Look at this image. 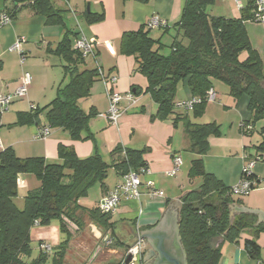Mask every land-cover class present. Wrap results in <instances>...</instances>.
<instances>
[{
  "label": "trees",
  "instance_id": "1",
  "mask_svg": "<svg viewBox=\"0 0 264 264\" xmlns=\"http://www.w3.org/2000/svg\"><path fill=\"white\" fill-rule=\"evenodd\" d=\"M136 1L146 3L148 0ZM216 1L184 0L179 21L173 25L175 36L166 54L162 39L151 38L146 25L137 31L124 33L120 39L121 54L133 57L135 71L147 81L145 89L135 87L131 92L135 96L147 94L157 105L152 119L167 121L173 117L174 127L181 121L190 141L187 150L197 156L191 161L188 178H200L201 183L183 194L179 204V236L186 264H220V243L236 242L245 230H251L253 234L250 240L244 242L245 252L251 259L259 260L261 249L256 240L264 231V226L254 225L253 217L230 219L229 207L239 200L231 194V187L224 186L214 175L205 171L201 157L209 150L208 138L220 136L219 126L215 123L192 124L187 115L177 114L174 107L177 87L185 82L191 99L201 100L193 107V117L198 118L207 105L205 95L211 88V81L217 80L228 87L232 98L248 97L251 120L247 125L254 126L256 122L264 120V56L260 57L252 47L244 26L247 21L253 22L252 2L248 0L239 11L238 18H226L211 16L206 12V8ZM3 2L11 6L3 11L11 20L26 9L33 15L44 17L47 25L65 27L62 11L55 8L53 0ZM84 17L89 25L103 20L101 14L85 13ZM65 29L55 50H47L48 54L59 59L63 73L54 100L43 108L36 107L35 110L20 113L14 125L39 126L40 117L44 116L46 127L61 129L72 140L80 141L81 133L87 130L88 122L96 112L93 109L88 113L82 111L79 100L89 97L93 84L99 80V73L95 63L88 66L79 51L72 49L69 36L76 35ZM167 32L165 30L163 35ZM255 151L252 157L258 156L262 161L264 141L255 147ZM57 154L61 164H49L42 157L19 158L10 147L0 150V264H46L48 253L40 250L35 259L29 262L25 259L30 258L28 242L32 228L48 226L53 221L58 222L65 238L52 249L51 264H68L72 239L83 229L84 217L104 232H111L115 239L114 246L122 245L114 234L112 214L100 212L97 206L83 208L78 201L86 198L89 190L96 185L105 191L109 169L123 177L131 171L146 168L144 150L117 146L110 153V163L103 161L97 153L80 159L72 148L62 145L58 146ZM22 174L35 176L40 186L23 197L19 208L15 199L18 176ZM249 179L255 180L257 187L253 174ZM69 224L75 226L73 232ZM128 247L124 248V252ZM100 254L101 250L97 251L94 247L88 260ZM72 264L87 263L82 260ZM112 264H121V261Z\"/></svg>",
  "mask_w": 264,
  "mask_h": 264
},
{
  "label": "crops",
  "instance_id": "2",
  "mask_svg": "<svg viewBox=\"0 0 264 264\" xmlns=\"http://www.w3.org/2000/svg\"><path fill=\"white\" fill-rule=\"evenodd\" d=\"M247 2L248 0H245L244 3L242 1L244 6ZM53 4L56 9L62 11L61 16L65 27L47 25L44 17L33 15L26 9L21 10L9 24L0 27V94L13 93L20 85L24 74L22 67L26 60L23 65L19 64L18 54L9 50L13 43L19 38L24 39L21 50L25 59L28 54L36 53L33 56L34 59L28 62L31 75L25 72L30 75L31 80L29 92L27 90L28 94L20 103L9 108L10 112H7V116L1 115L2 127L8 128L7 130L12 132L14 137H4L0 131L1 150L10 147L19 158L42 157L49 164L62 163L57 154L59 145L72 148L80 159L97 153L106 163L111 162L110 153L117 146L144 150L143 159L149 174L140 176L139 199L122 198L117 209L111 215V222L115 223L113 229L115 237L122 245L111 248L102 247V239L111 232H104L92 224L90 219L84 217L85 236L90 237L91 243L93 242L92 246L88 247V251L92 252L95 247L97 251L101 250V254L98 255L99 257L94 255L88 260L90 254L87 253L85 256L87 245L82 239L78 242L77 247L71 246L72 256L78 262L84 260L85 263L91 264V260L96 256L95 260H92L93 264H112L122 260L125 253L124 248L131 246L140 232L150 230L158 224L163 211L171 200H177L180 203L181 196L190 191L187 189L186 179L188 184L195 180H189L188 172L191 161L197 156L187 150L190 141L184 132L182 122H178L174 127L173 117L167 121L152 119L156 114L157 105L149 95L141 94L135 96L136 103L132 106L127 105L126 102L121 103L120 107L125 110L118 118L117 125H112L103 117L108 110V102L104 85L99 79L93 84L94 88L92 87L89 97L83 99L88 100L86 107L84 106V108L79 103L80 109L85 113H88L90 109L96 112V115L90 118L87 130L81 133L82 140H72L61 129H51L50 135L45 140L36 139L38 129L47 126L44 116L40 117L39 126H15L14 123L20 113L31 111V105L43 108L54 100L63 73L59 59L48 54L47 50H55L65 34V28L73 31L76 35L69 36L72 49L75 50L76 41L81 36L91 44L95 59L86 58V64L93 66L95 63L104 76L115 79V82L108 84L110 89L122 94L132 91V88L135 87L145 89L147 81L144 76L135 71L133 57L121 54V36L127 32L137 31L141 26H145L152 17H158L164 22L166 29L158 28L160 33L155 38H161L163 43H170L175 36L173 25L179 21L184 0H148L146 3H139L136 0H53ZM10 7L9 3L0 0V13L7 11L6 9ZM85 13L101 14L103 20L97 24L89 25L85 21ZM239 16L240 12L233 9L230 16L226 18H238ZM155 30L153 29V31ZM165 30L168 32L163 35ZM225 86L220 81H211V88L215 91L217 99L212 103H207L203 114L198 118L193 117V109L189 111L175 109L177 114L187 115L192 124L215 123L219 126L220 136L208 138L209 150L201 159L207 173L214 175L224 186L232 187L241 177L242 167L246 162L245 156L252 157L256 152L255 147L264 141V124L259 126L263 122L260 120L254 126L248 125L251 127L250 132L244 130L241 126L247 125V122L251 120V113L247 107L248 97L243 95L234 99L229 95L228 87ZM34 89L37 92L41 91V94H35ZM190 99L189 89L186 83L182 82V85L179 84L177 87L175 102ZM216 101H219V104L214 111L213 106L209 108V104L213 105ZM229 113L233 115H229ZM261 155L262 161L257 162L252 169L253 177L258 183L257 187L247 196L235 198L239 202L232 205L258 210L264 216V154ZM175 157L180 159L179 170L175 176H169L167 173L173 168ZM184 159L185 180L181 176V179L178 177ZM114 176L113 184L106 183L107 179L105 180L104 192L99 185L95 189L98 195L94 200V207L98 205L104 195L122 182V177L117 176L116 173ZM147 181H152L155 188L163 192V196L149 197L145 186ZM39 186L40 182L35 176L31 174L19 175L15 201L21 202L28 192ZM84 201H87V198L80 199L78 204L83 208L91 209L84 205ZM230 213L229 207V216ZM239 216L253 217L255 226H264L263 220L258 222L257 214L235 213L230 216V219L233 220ZM136 235L138 236L136 237ZM252 236L251 230H245L234 243L219 242L221 244L220 264H264V255L261 252L259 260L251 259L245 252L244 242L250 240ZM256 242L261 251L264 250V231L259 234ZM148 250L153 249L150 243L144 240L140 259L129 264H144L154 256L159 258L154 252L143 262V256L146 252L149 253Z\"/></svg>",
  "mask_w": 264,
  "mask_h": 264
},
{
  "label": "built area",
  "instance_id": "3",
  "mask_svg": "<svg viewBox=\"0 0 264 264\" xmlns=\"http://www.w3.org/2000/svg\"><path fill=\"white\" fill-rule=\"evenodd\" d=\"M235 5V9L240 11L244 8V4L242 0H231ZM252 2V21L257 24H264V0H250ZM11 22V18L8 14L2 12L0 13V27L7 25ZM165 24L158 17H152L146 24L147 29L152 30L156 28L164 27ZM24 42L23 38L17 39L13 45L10 47V51L16 52L19 56V64L23 65L25 61L24 53L21 50V44ZM75 49L79 51L83 58H94V54L92 51L91 44L83 37H79L76 41ZM96 65V64H95ZM97 67V65H96ZM99 73V79L104 85L105 96L108 102V110L103 115L112 125L116 126L118 118L122 114L125 109L120 107L122 102H126L127 105L132 106L136 103V97L131 92L128 91L126 93H119L117 91H113L109 88V83L115 82L114 78H108L102 74L100 69L97 67ZM30 75L28 73H24L20 80V85L18 88L11 94H0V114L8 110L10 104L17 99H23L27 95V90L30 86ZM217 99V95L212 88H209L205 95V102L212 103ZM201 100L199 98H192L190 100L181 101L179 103H175L174 107L176 109H180L182 111H189L193 109V107L199 104ZM31 110H35L36 106L31 105ZM244 130H250L251 127L248 125L241 126ZM51 133V129L49 127L39 128L37 134L35 136L38 140H45ZM0 144V150H1ZM246 162L242 167L241 177L239 181L231 187V194L236 197H245L251 191H253L256 187V181L249 179L252 175V169L257 162H260V157H248L245 156ZM180 159L175 157L173 159V168L167 173L169 176H175L177 171L179 170ZM149 174V171L146 168L140 169L138 172H129L122 177V182L117 185L114 189L109 191L106 195H104L101 200L98 202V209L102 213H113L117 206L119 205L122 198L125 199H139L140 197V176ZM147 188V194L149 197L155 196H163V192L155 188L154 183L152 181H147L145 184ZM144 240L139 237L136 241L127 248L124 253L121 264H125V260L127 256L131 257V262L137 261L140 259L142 254ZM115 245L114 237L109 233L107 234L101 241V246L104 248H111ZM39 250L48 253L51 251V248L46 244H39Z\"/></svg>",
  "mask_w": 264,
  "mask_h": 264
},
{
  "label": "rangeland",
  "instance_id": "4",
  "mask_svg": "<svg viewBox=\"0 0 264 264\" xmlns=\"http://www.w3.org/2000/svg\"><path fill=\"white\" fill-rule=\"evenodd\" d=\"M242 1L244 3L245 0H242ZM233 9H235V5H234L233 1H231V0H217L214 5L208 6L206 8V12L209 15H211V16L228 17V16H230V13L232 12ZM244 26H245V30H246L247 36L249 38V41H250L252 47L259 53L260 57H263L264 56V25H258L257 23L254 24V22L247 21V22H245ZM159 33L160 32H159L158 28H156L155 31H153V29H152V30L149 31V36L156 40L155 37ZM73 41L75 42L74 38H73ZM163 44H164V53L166 54V53L169 52L168 51L169 50L168 49L169 43L164 42ZM35 55H36V53L32 54V55L31 54L27 55V58L25 59L26 62L24 63V66L22 67L24 73L25 72L30 73V71L28 69V62L32 61L34 59L33 56H35ZM30 75H31V73H30ZM181 85H182V83H180V86ZM92 87L94 88V86H92ZM29 90L30 89H28V92H29ZM28 92H27V94H28ZM33 92L35 94H37V93L41 94V91L37 92V90H35V89L33 90ZM177 98H178V96H177ZM21 100L22 99H17V100L14 101V103L10 104V106L8 107V110L3 112V115L5 114L7 116V114L10 112L9 108H12L15 104L20 103ZM87 102H88V100H83V99L79 100V103H81L83 105V107L84 106L86 107V103ZM179 102H181V101H179ZM179 102H175V103H179ZM218 104H219V101H216V103L213 104V105L209 104V108L213 106V109L215 111ZM221 110H223V108H221ZM229 115H233V114L229 113ZM229 117H232V116H229ZM263 124H264V120H263L262 123L259 124V126L263 125ZM7 129L8 128H6L5 126L0 128V131H2V133H3L2 135L4 137H6V136L8 137L9 136V137L14 138L12 136V132L8 131ZM184 168H185V159L183 161L182 168H180L181 173L178 174V177L181 176L183 180L186 179L185 178V174H184ZM114 174H115L114 171L112 169H109L106 183H109V184H113L114 183V178H115ZM181 177H180V179H181ZM200 183H201V179L200 178H196L193 181V183H191V184H188V181L186 179V185H188L187 186L188 190H193V189L197 188L200 185ZM97 187H98V185H96L94 188L89 190L88 195L86 197L87 201H84V205H87L88 208H93L94 207V204H95L94 200H96L95 198L98 195L96 190H95V189H97ZM235 198H237V197H235ZM15 204L20 208L22 206V201L20 202L19 200H16ZM72 225L73 224H69V227H70V229L73 232L75 226L74 225L72 226ZM55 226H56V228H55ZM85 227H86V225H84V227H83L84 229H82L81 231L77 232V234L74 235V237L72 239V245L73 246L75 245V247H77L78 242L81 241V239H82L84 241L85 245H87V250L84 253L85 256H86L87 253H89V254L91 253V250L88 251V247H91L93 242L91 243L90 237L87 238L85 236L86 235ZM64 238H65L64 235L60 232L58 222H56V221H53L48 226H43V227L34 226L32 228V230H31V232H30L29 242H28L29 247H30V258H27L25 260L27 262H29V261H31V260H33V259H35L37 257L38 252H39V242H42L43 244H46V245H48L51 248V251L48 252V260L46 262V264H51V258H52V254H53L52 249L54 250L59 244H61V242H63ZM72 251L71 250L69 251L70 254H69L68 264L78 263V261H76V259L72 256L73 255ZM260 252H261V254L264 255V250H262Z\"/></svg>",
  "mask_w": 264,
  "mask_h": 264
},
{
  "label": "water",
  "instance_id": "5",
  "mask_svg": "<svg viewBox=\"0 0 264 264\" xmlns=\"http://www.w3.org/2000/svg\"><path fill=\"white\" fill-rule=\"evenodd\" d=\"M179 202L171 200L163 211L158 224L150 230L140 232L138 236L142 240H147L153 250H148L143 256V262L154 252L159 257L154 256L144 264H186L185 252L179 236ZM230 216L235 213L257 214L258 222L263 220V214L258 210L231 205ZM257 222V223H258ZM131 257L127 256L125 264H129Z\"/></svg>",
  "mask_w": 264,
  "mask_h": 264
}]
</instances>
